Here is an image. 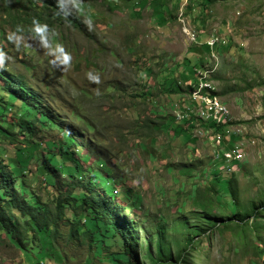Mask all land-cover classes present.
Wrapping results in <instances>:
<instances>
[{
  "label": "rangeland",
  "instance_id": "374dc122",
  "mask_svg": "<svg viewBox=\"0 0 264 264\" xmlns=\"http://www.w3.org/2000/svg\"><path fill=\"white\" fill-rule=\"evenodd\" d=\"M59 1L80 19L82 30L61 18H53L45 33L41 28H23L22 23L10 25L0 5V68L13 78L22 77L41 97L40 108L54 110L64 123L87 133L91 144L83 145L80 152L89 160L82 159L81 166L95 167L100 155L114 167L115 185H123L117 203L136 220L141 238L145 236L141 227L154 229L160 218L169 226L176 211L189 215L199 209L194 192L208 196L209 183L216 178L225 181L230 173L244 206L261 200L264 0H212L203 11L201 0H186L182 8L184 0H164L168 13L157 6L162 0ZM144 69L151 71L147 77ZM14 105L6 108L1 121L16 122L20 102ZM218 120L225 123L213 135L210 125ZM225 133L231 134L229 140ZM59 136L57 131L45 135L47 140ZM92 144L100 146L99 154L98 148L89 150ZM15 145L4 140L0 149L11 157ZM233 152L238 158L234 162ZM106 163L99 165L102 170ZM37 165L32 161L27 167L25 180L31 185L27 189L47 202L53 191L48 194L39 184ZM58 184L65 191L66 184ZM229 186L223 182L222 191ZM121 193L130 200L138 197L137 204L127 208L130 200L122 198L127 205L122 202ZM68 218L70 211L64 210V219ZM67 229L64 221L52 251L50 237L35 241L26 252L15 241L8 244L0 233V264H112L105 259V250L94 258L96 243L67 240ZM166 230L176 252L174 241L181 236L176 228ZM257 232L264 237V228ZM238 235L212 230L197 236L193 246L182 252L183 258L186 264H249L250 246L240 247ZM248 241L258 242L252 228ZM245 251L248 255H243ZM255 260L252 264L263 261Z\"/></svg>",
  "mask_w": 264,
  "mask_h": 264
},
{
  "label": "trees",
  "instance_id": "16d2710c",
  "mask_svg": "<svg viewBox=\"0 0 264 264\" xmlns=\"http://www.w3.org/2000/svg\"><path fill=\"white\" fill-rule=\"evenodd\" d=\"M211 3L212 0H201L199 6L203 11L208 9ZM0 5L10 25L17 26L22 23L23 28L40 25L48 29L53 25V18H61L82 30L80 19L66 10L59 0H0ZM157 6L166 10V13L170 12L167 11L164 0ZM164 21L165 16L162 22ZM205 46L209 48L208 45ZM145 72L148 75L151 71L145 69ZM174 72L173 69V75ZM11 75L13 74L0 68V117L4 118L6 108L10 109L15 106V102H20V109L15 112L18 115L16 122L7 124L0 119V142L8 140L12 144L16 143L11 157L0 149V233L8 244L12 246L11 241H15L21 251L27 252L28 246L35 241H45L50 237L52 251L58 238L59 226L65 221L68 224L67 240L75 242L80 239V243H96L94 258L99 257L101 251L105 250V259L113 260L112 264H186L182 252L193 246L195 237L210 232L212 234V230L219 233L231 230L239 234L240 247L248 250L250 246V255L246 251L242 252L243 255L252 256L249 264L256 262L255 258L263 259L261 264H264V237L258 232L254 233L264 228V195L258 202L251 201L244 206L240 198H237L235 175L227 174L225 181L224 178H216L209 183L205 189L208 196L194 192V204H198L200 208L189 211L191 217L176 211V216L170 220L169 226L165 224L166 219L160 218L154 229L141 227L145 234L141 238L136 220L128 217L126 208L117 203L114 183L111 182L113 168L105 164L107 168L102 170L99 165L106 161L100 155L94 162L95 167L84 169L81 166L82 159L86 162L89 160L86 154L81 155L80 152L83 145L91 144L87 133L73 123H64L66 121L60 119L54 110L48 107L40 108L42 101L39 94L29 87L22 77L13 78ZM21 116H24L22 120ZM74 117L79 119L80 115L74 113ZM223 123L224 120H218L210 125L214 130L213 135ZM178 130L182 131L180 127ZM53 131L60 133L61 137L47 140L46 133ZM36 133L40 136L37 142L33 139ZM18 136H21V139ZM78 137L81 141L77 140ZM233 138L235 139V136ZM188 139L194 142L189 137ZM42 142L44 147H41ZM91 146L90 151L97 152L95 148H98L99 154L100 146ZM227 146L230 147L229 141ZM6 157L8 161H5ZM32 161L38 164L36 170L41 177L39 184L48 194L50 189L53 191L47 202L41 201L34 191H28L31 185L25 180V173ZM59 181L66 184L65 191H61L62 185L58 184ZM223 182L227 183V186L230 184L224 191ZM124 194L127 193H121L120 198H123ZM129 198L128 196L125 199L130 200ZM64 210L70 211V219H64ZM191 219L197 224H192ZM171 228H176L181 236L179 240L174 241L176 252L173 251L172 243L167 241L169 233L166 229ZM251 228L254 239L258 241L256 244L248 241ZM152 230L154 232L149 233ZM184 230H187V233H184ZM25 237L29 239V243L25 242ZM181 245L183 247H180ZM46 250L43 253L47 255ZM120 258L125 260L121 261ZM89 262L93 264L92 261Z\"/></svg>",
  "mask_w": 264,
  "mask_h": 264
},
{
  "label": "clouds",
  "instance_id": "9594fccd",
  "mask_svg": "<svg viewBox=\"0 0 264 264\" xmlns=\"http://www.w3.org/2000/svg\"><path fill=\"white\" fill-rule=\"evenodd\" d=\"M60 2V1H59ZM61 3V2H60ZM62 4V3H61ZM187 4V2H186V0H184V2H183V4L181 5V8L182 7H184V6H187L186 5ZM181 8L179 9V10H181ZM179 15V14H178ZM82 24V23H81ZM82 26V25H81ZM32 28H41V30L45 33V32H47L48 31V29H49V27H48V29H45L44 28V26H40V25H38V26H36V27H32ZM77 29V28H76ZM144 71H145V69H144ZM145 74V76L147 77L148 75H146V72L144 73ZM74 115V114H73ZM82 122H84L85 123V127H90V126H88L87 125V123H86V120H84V119H82ZM88 122V121H87ZM89 124H91L90 122H88ZM68 129V128H67ZM92 129V128H91ZM93 129H94V127H93ZM92 147V146H91ZM90 147V148H91ZM90 150V149H89ZM92 152V151H91ZM107 164V163H106ZM108 165V164H107ZM108 167H110L109 165H108ZM111 169L113 168V170H114V167H110ZM114 173V172H113ZM114 176V175H113ZM112 176V180H111V182H113L114 183V185H113V187H114V195H116V199H117V197H118V193H119V187L121 188L123 185H120L119 184V186L117 187L116 185H115V180H114V177ZM127 192H130L129 190L127 191ZM123 198H125V194H124V196H123ZM134 197H132V199L130 200V203L128 204V207L127 208H129L130 209V207L131 206H133V205H136L137 204V199H139L138 197H135L134 199H133ZM122 202H126L125 200H123L122 198H119ZM126 205H127V202L125 203ZM124 207V206H123ZM126 208V207H125Z\"/></svg>",
  "mask_w": 264,
  "mask_h": 264
},
{
  "label": "built area",
  "instance_id": "2783aa9c",
  "mask_svg": "<svg viewBox=\"0 0 264 264\" xmlns=\"http://www.w3.org/2000/svg\"><path fill=\"white\" fill-rule=\"evenodd\" d=\"M210 41H212V39H211ZM203 96H205V95H203ZM206 108H209V107H206ZM226 124H227V123H226ZM223 135L226 136L225 140H229V139H230L231 134L225 133V134H223ZM232 136H234V135H232ZM235 159H238V158H237L235 152H233V161H234Z\"/></svg>",
  "mask_w": 264,
  "mask_h": 264
},
{
  "label": "bare ground",
  "instance_id": "6f19581e",
  "mask_svg": "<svg viewBox=\"0 0 264 264\" xmlns=\"http://www.w3.org/2000/svg\"><path fill=\"white\" fill-rule=\"evenodd\" d=\"M208 110H209V109H208ZM210 116L213 117L211 114H210ZM213 118H214V117H213ZM214 119H216V117H215ZM233 162H234V161H233Z\"/></svg>",
  "mask_w": 264,
  "mask_h": 264
}]
</instances>
